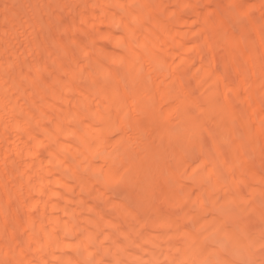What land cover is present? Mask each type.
<instances>
[{
    "label": "bare ground",
    "instance_id": "bare-ground-1",
    "mask_svg": "<svg viewBox=\"0 0 264 264\" xmlns=\"http://www.w3.org/2000/svg\"><path fill=\"white\" fill-rule=\"evenodd\" d=\"M0 264H264V0H0Z\"/></svg>",
    "mask_w": 264,
    "mask_h": 264
}]
</instances>
